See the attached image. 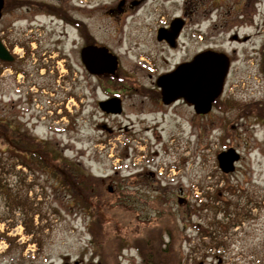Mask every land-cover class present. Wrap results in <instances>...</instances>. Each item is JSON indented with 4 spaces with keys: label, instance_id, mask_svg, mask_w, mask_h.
Segmentation results:
<instances>
[{
    "label": "rangeland",
    "instance_id": "obj_1",
    "mask_svg": "<svg viewBox=\"0 0 264 264\" xmlns=\"http://www.w3.org/2000/svg\"><path fill=\"white\" fill-rule=\"evenodd\" d=\"M89 1L92 3L94 0ZM101 1L106 4L114 0ZM201 2L203 8L197 10L198 16L193 18L192 24L201 26L208 32L207 36L213 35L215 43L223 42L224 46L219 47L234 58L221 99L225 103L227 99H232L243 105L264 99V80L260 72L264 50V0ZM109 6L102 5L99 10L93 8L96 15L87 18L89 23L92 24L96 16ZM188 7L190 9V5ZM90 8L86 13L91 12ZM192 9L196 11L194 7ZM214 23L217 28L211 30ZM96 25L104 28L109 23L107 18L102 17ZM107 41L115 45L110 38ZM125 59L126 71L134 72L136 68L132 59L129 56H125ZM85 79L86 86L77 88V96L71 98L69 112L73 115L79 106L82 109L81 102L86 101V116L83 118L81 114L76 121L75 116L68 117L70 123H67L64 100L67 88L71 89L73 85H54L47 89L48 92L44 93L49 96L47 101H27L16 94L19 87L14 83L6 87L10 93L2 96L3 82L0 77V122L16 130L33 133L34 136H47V144L58 150L61 156L70 159L80 170L110 178L109 188L113 191L115 207L111 213L102 216L106 231L112 234L107 237L103 249L112 257L111 264H142L143 261L150 264L147 256L137 250V245L145 246L146 239L156 231H163L167 242L170 234L181 230L184 235L190 236L178 245L184 264H264V127L261 119L245 117L236 108L223 107L221 110L213 108L209 115L197 118L186 101L167 106L157 99L125 91L124 114L120 122L112 120L113 123H110L99 111L96 102L104 98L99 87L101 80L87 72ZM42 111L45 114L42 118L56 120L51 127L34 125ZM138 117H143L144 121L137 126L146 129H137L144 139L134 135L136 145L132 147L128 146V130L106 133L98 124L106 122L117 130L115 125H135ZM46 129H78V132L68 130L57 136ZM224 129L226 132L229 130L231 135L227 143L238 149L242 158L237 170L228 175L230 185L236 190L220 195L230 197L246 210L250 206L254 211L257 208L261 216V222L256 223V227L260 225V229H257L259 238H255L256 241L245 238L247 244L236 240L238 238L231 227L230 217H225L221 211L215 215L211 209L201 208L204 202L223 205L222 200L212 199L206 192L213 193L228 184L217 160V150H221L224 143ZM13 130L10 129V133ZM38 177L41 183L28 193L33 192L36 197L34 205L46 214L43 220L40 215H35L39 227L44 226L37 235L42 244L39 246L29 242L31 235L25 231L19 234L21 214L14 212V218L0 223V232L9 231V235L17 236L18 244H27L22 251L18 246H14L8 254L0 251V264H102L100 251L96 252L97 245L89 230L92 217L88 210L80 209L69 195L57 191L55 186L58 183L52 174L39 173ZM32 178L37 179V176L29 174L25 183L28 184ZM11 179L16 181L15 177ZM122 201L126 203L125 207L119 205ZM236 208L233 205L230 211ZM0 209H4L1 200ZM214 219L225 220L226 227H218V239L223 238L225 247L213 248L212 239L203 236L193 226V223H204L208 229V224ZM12 220L17 221L15 226H10ZM246 227L251 231L255 228L253 222L245 224L243 230ZM0 245L1 250L7 248L4 242H0ZM154 245L160 246L159 241ZM171 250H174L171 246L164 249L157 262L168 264L166 253ZM92 254L96 255L91 258Z\"/></svg>",
    "mask_w": 264,
    "mask_h": 264
},
{
    "label": "flooded vegetation",
    "instance_id": "obj_2",
    "mask_svg": "<svg viewBox=\"0 0 264 264\" xmlns=\"http://www.w3.org/2000/svg\"><path fill=\"white\" fill-rule=\"evenodd\" d=\"M107 4L110 6L105 11L101 10L94 22L92 21L94 24H90L87 18L91 19L96 15V10ZM88 7H91L89 9L91 12L86 13ZM95 7L97 9L92 11ZM200 7L203 8L201 0H114L106 4L101 0H94L92 3L89 0H3L0 40L13 58L0 60L2 96L5 97L10 93L7 92L6 87L9 88L10 84L14 83L19 87L16 94L21 96L22 100L47 101L49 96L44 95L48 92L47 89L53 88L54 85L64 87L73 85L71 89L66 87L65 117L69 120L68 117L75 116L76 121L81 114L83 118L86 116L84 112L86 101L81 102L82 109L79 106L73 115L69 112L71 109L69 106L72 97L77 96V88L86 86L87 72L98 81L101 80L99 87L104 98L96 100L99 111L110 123H113L112 120L120 122L119 119L124 114V99L127 96L125 91L142 94L148 99H157L159 103L167 106L179 101L185 102L179 97L166 103L163 99L162 85L173 84L169 76L175 70L206 52L215 54L217 67L215 74L213 72L207 74L211 77L210 83L217 84L224 73L225 87L229 74L226 76V50L219 47L224 46L223 42L215 43L213 35L207 36L208 32L201 26L192 24L193 18L198 16L197 10ZM102 17L107 18L109 23L104 26L106 29L104 32H102L104 28L96 25ZM195 23L198 24L197 21ZM216 25L214 23L211 30L216 29ZM108 38L113 40L115 45L110 44ZM94 47H105L116 56L118 64L114 74L92 73L88 69L86 59L94 58L102 61L92 52ZM122 48L125 50L123 51ZM125 56H129L135 65L136 69L132 73L126 71ZM228 56L231 69L234 58L231 54ZM126 63L130 65L129 61ZM199 70L201 69L197 65L195 71ZM10 78L13 81H9ZM201 78L195 73L192 84L198 83ZM223 92L221 98L224 96ZM113 97L121 98L122 112L106 110L108 107L113 108L109 104L106 107L102 106L101 101ZM186 103L189 104L187 101ZM190 106L192 107V104ZM44 115L42 111L39 118L34 121V125L51 127L56 120L51 118L46 120L42 118ZM142 121H144L143 117H138L135 119V125L134 123L125 127L115 125L117 130H114V125L110 126L106 122L98 124L106 133L128 130L130 132L126 131L130 137L128 146L132 147L136 145L134 135L144 139L143 134L137 131V129H146L137 126ZM67 123H70V120ZM42 137L44 143L48 142L47 136ZM25 144L24 140L21 146L24 147ZM44 147L47 148L46 145ZM67 194L71 195V193ZM255 209L254 211L250 207L247 211L244 208L246 212L240 216H237L235 210L230 213L231 227L238 238L236 240L243 244H247L245 238H259L257 229H260V225L256 227V223H260L261 216L259 210ZM252 222L255 225L254 231L248 230L247 227L243 230L245 224ZM232 238L234 239L233 236ZM227 239L226 243H228Z\"/></svg>",
    "mask_w": 264,
    "mask_h": 264
},
{
    "label": "trees",
    "instance_id": "obj_3",
    "mask_svg": "<svg viewBox=\"0 0 264 264\" xmlns=\"http://www.w3.org/2000/svg\"><path fill=\"white\" fill-rule=\"evenodd\" d=\"M261 71L264 77V54ZM227 101L226 103L223 101L218 102L220 108L239 109L242 111L243 116L257 117L261 119L264 125V99L248 105L240 104L232 99H227ZM10 129L14 130L10 133ZM16 129L7 123L0 122V200L3 202L4 207L3 211L0 209V223L9 218H14L18 211L21 214L20 222L24 226V231L26 234L31 235L32 240L41 246L42 241L37 235L43 230L44 226L39 227L35 224V215L39 214L43 220L46 214L42 212L40 207L34 205L36 197H30L28 192L36 184L41 183L38 172H47L57 180L58 185L55 186L57 191L72 192L77 206L80 209L88 210L89 215L92 217L89 230L93 236V242L97 245L96 252L100 251L102 264H111L112 257L103 250L107 237L111 232L106 231L102 216V214L111 213V210L115 207L113 206V194L108 192L110 178L96 176L80 170L78 166L69 161L70 159L61 156V153L50 147L47 142L44 143V141L32 137L28 132ZM226 136H230L229 130H227ZM24 140L26 144L22 147L21 143H24ZM3 144L6 146H3ZM45 145L47 146L46 149ZM21 164L25 165L29 171L25 172L19 169L18 166ZM31 173H34V177L37 176V179L34 178L27 184L25 183L26 178ZM11 177H15L16 181H13ZM226 190L232 191V187L217 188L213 193L206 192L212 199L222 200V206L204 202L201 208L208 206L215 215L220 211L226 215V197L220 195L222 192L226 195ZM75 193H77V196ZM122 202L119 205L125 207L126 203ZM55 212L57 211L55 210ZM98 215H101V217L94 218ZM223 221L225 220H215L213 224L223 227L225 226ZM16 224L17 221L12 220L10 226ZM7 232L5 230V232L0 233V240L5 239L9 243L7 252L9 253L14 246H18L23 250L26 243L18 244L17 238L9 236ZM162 233L163 231L161 233L156 231L152 237L146 239L145 246L137 245L142 255L147 256L150 264H160V262H157L160 261L159 254L168 246H171L174 250L168 251V254L166 253V258H168L166 262L168 264H183L182 258L177 252V246L170 243L164 245L165 239ZM173 240H175L174 236ZM181 240L182 237L179 236L176 241L180 243ZM158 241L160 246H155L154 244ZM151 257L154 258L150 260ZM162 262L165 261L162 260Z\"/></svg>",
    "mask_w": 264,
    "mask_h": 264
},
{
    "label": "water",
    "instance_id": "obj_4",
    "mask_svg": "<svg viewBox=\"0 0 264 264\" xmlns=\"http://www.w3.org/2000/svg\"><path fill=\"white\" fill-rule=\"evenodd\" d=\"M3 0H0V18L2 15ZM94 55L100 57L102 61L86 59L87 67L92 73H103L109 72L114 74L118 64L116 56L108 51L105 47H94L92 49ZM213 52H206L200 54L192 62L183 64L177 70L169 76L173 84H164L163 86V98L165 102H170L171 100L182 96L185 97L189 102L194 104V107L198 113H207L211 110L213 101L220 94L222 89V82L224 78V73L221 75L220 80L217 84H211V77L207 74H215L217 71L216 62ZM87 58V57H86ZM0 59L11 60L12 56L3 45L0 40ZM228 57L226 55V71L228 69ZM199 65V71H195L196 66ZM203 68V69H202ZM225 71V70H223ZM195 73L200 75L202 78L198 83L192 84L195 79ZM210 80V81H209ZM121 100L119 99H109L102 101L103 107L108 104L112 105L113 108H106L108 111L121 112ZM240 159V155L234 148H229L226 151H222L218 155L219 165L222 171L228 173L235 170V161Z\"/></svg>",
    "mask_w": 264,
    "mask_h": 264
}]
</instances>
